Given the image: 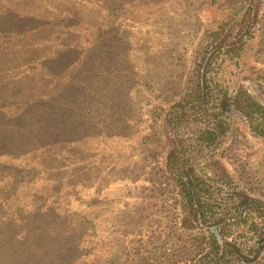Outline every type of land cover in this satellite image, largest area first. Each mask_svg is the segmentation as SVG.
Returning a JSON list of instances; mask_svg holds the SVG:
<instances>
[{"label":"rangeland","instance_id":"rangeland-1","mask_svg":"<svg viewBox=\"0 0 264 264\" xmlns=\"http://www.w3.org/2000/svg\"><path fill=\"white\" fill-rule=\"evenodd\" d=\"M234 3L0 0V264L196 261L164 179L162 121ZM245 10L241 58L212 66L264 103V0ZM214 158L264 202V139L241 118L200 168Z\"/></svg>","mask_w":264,"mask_h":264},{"label":"trees","instance_id":"trees-1","mask_svg":"<svg viewBox=\"0 0 264 264\" xmlns=\"http://www.w3.org/2000/svg\"><path fill=\"white\" fill-rule=\"evenodd\" d=\"M246 1L235 0L231 12L206 32L205 49L210 48L211 55L206 63L204 55L196 64L162 121L167 143L164 179L174 192L179 227L192 231L191 243L199 256L194 262L187 257L182 264H259L264 255V202L235 184L219 158L210 159L206 170L198 162L222 142L233 116L264 139V103L244 84L230 90L212 66L218 53L238 62L245 51V34L255 19L250 20L247 10L241 13ZM239 16V28L229 30Z\"/></svg>","mask_w":264,"mask_h":264},{"label":"water","instance_id":"water-1","mask_svg":"<svg viewBox=\"0 0 264 264\" xmlns=\"http://www.w3.org/2000/svg\"><path fill=\"white\" fill-rule=\"evenodd\" d=\"M206 63V62H205Z\"/></svg>","mask_w":264,"mask_h":264}]
</instances>
